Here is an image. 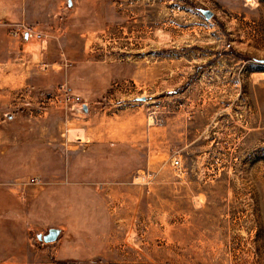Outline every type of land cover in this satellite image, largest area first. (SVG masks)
I'll use <instances>...</instances> for the list:
<instances>
[{
  "label": "rangeland",
  "instance_id": "374dc122",
  "mask_svg": "<svg viewBox=\"0 0 264 264\" xmlns=\"http://www.w3.org/2000/svg\"><path fill=\"white\" fill-rule=\"evenodd\" d=\"M38 1L64 10L15 21L44 36H11L0 65L7 169L65 185L72 163L107 184L76 197L77 211L130 219L113 232L121 256L95 264H264V0ZM66 92L83 103L63 105ZM31 116L37 128L20 124ZM37 234L4 264H53Z\"/></svg>",
  "mask_w": 264,
  "mask_h": 264
},
{
  "label": "crops",
  "instance_id": "0c3cea01",
  "mask_svg": "<svg viewBox=\"0 0 264 264\" xmlns=\"http://www.w3.org/2000/svg\"><path fill=\"white\" fill-rule=\"evenodd\" d=\"M28 2L29 0H19L17 4L12 0H0V65L2 66L12 61L13 43L10 28L12 24L16 22L45 24L49 11H56V8L64 10L61 3V6L57 3L55 7L50 4L47 11L45 1ZM17 15L20 19L8 21L12 16ZM14 49L16 52L14 56L17 57L15 61L26 58V53L21 47L17 46ZM45 54L40 52L39 55L34 54V57H37L38 61L40 58L44 60ZM48 66L53 69L56 67L55 64L43 62L41 70H49ZM69 92H66L65 98ZM60 98L63 99V95ZM32 101L34 102L29 104L30 109L45 105V98L41 96L33 98ZM61 103L67 104L66 101ZM36 112L44 115V118L48 114L42 110L40 112L36 110ZM37 120L31 116L21 119L20 124L24 126L31 124L37 128L39 125ZM0 145L4 148L0 150V264L12 260L27 247L30 233L37 231L39 235L44 236L56 226L59 228L55 229L61 231L57 241L45 243L38 239L44 253L50 255L53 264H95L98 261H115L113 259H116L117 255L121 256L124 240L123 237L115 236L113 232L115 228L122 229L124 224H117V222L130 220L127 218L129 216L77 211L79 209L76 197L81 193L82 187L105 186L106 183L82 182L80 179L82 177L78 175L80 171L72 163L68 166V178L69 180L72 178L73 182L70 180L71 182L68 181L65 185H59V182L53 180L55 174L51 175L53 178L48 179L43 175L17 170L14 161L9 170L7 166H10L12 161L9 158L12 155L11 149ZM19 156L18 165H23L28 155L20 154ZM33 178H39L40 181L33 183L31 181ZM61 186L64 187L65 192L60 204L58 189ZM60 210L62 216H60ZM53 211L58 213L53 215Z\"/></svg>",
  "mask_w": 264,
  "mask_h": 264
},
{
  "label": "built area",
  "instance_id": "2783aa9c",
  "mask_svg": "<svg viewBox=\"0 0 264 264\" xmlns=\"http://www.w3.org/2000/svg\"><path fill=\"white\" fill-rule=\"evenodd\" d=\"M10 28H11V36L15 38L20 37L22 40H31V39L42 40L44 36L42 32L40 31L37 32L34 28H28L24 23L11 25ZM65 100L67 103H70L72 105L75 104L81 105L83 103L81 98L70 95H67ZM174 164L175 166H179L180 162L178 160H175ZM31 181L33 183H37L40 181V179L33 178Z\"/></svg>",
  "mask_w": 264,
  "mask_h": 264
},
{
  "label": "water",
  "instance_id": "95a60500",
  "mask_svg": "<svg viewBox=\"0 0 264 264\" xmlns=\"http://www.w3.org/2000/svg\"><path fill=\"white\" fill-rule=\"evenodd\" d=\"M68 1V7L73 8V0H67ZM207 18L212 17V13L209 11L204 12ZM73 114L80 115L83 114L85 117L89 115V106L88 104H83L80 107H73L72 110ZM61 231L59 229H50L48 234L39 236L38 239L40 241H43L45 243H51L57 241L58 237L60 236Z\"/></svg>",
  "mask_w": 264,
  "mask_h": 264
},
{
  "label": "bare ground",
  "instance_id": "6f19581e",
  "mask_svg": "<svg viewBox=\"0 0 264 264\" xmlns=\"http://www.w3.org/2000/svg\"><path fill=\"white\" fill-rule=\"evenodd\" d=\"M248 2H249V0H248Z\"/></svg>",
  "mask_w": 264,
  "mask_h": 264
}]
</instances>
